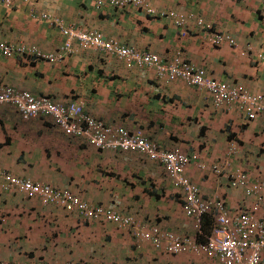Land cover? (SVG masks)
Returning <instances> with one entry per match:
<instances>
[{"label": "crops", "instance_id": "crops-1", "mask_svg": "<svg viewBox=\"0 0 264 264\" xmlns=\"http://www.w3.org/2000/svg\"><path fill=\"white\" fill-rule=\"evenodd\" d=\"M143 1L157 13L184 16L188 24L178 27L172 18L152 17L132 6L97 8L94 0H12L9 6L0 0V42L56 51L65 38L38 19L46 14L165 62L180 53L207 78L264 95V62L254 56L264 55V0ZM213 33L232 38L238 50L226 41L211 44ZM0 84L56 103L82 102L87 114L106 125L139 130L162 148L196 156L185 175L203 198H218L233 213L252 201L231 186L228 176L234 170L247 173L251 183H264V115L250 120L237 105L216 106L207 91L160 78L152 69L72 42V53L56 63L0 52ZM0 169L67 190L147 228L204 241L158 162L133 151L97 150L64 135L48 118L24 120L6 104L0 105ZM256 215L264 218V210ZM207 218L201 227L206 236L213 226ZM163 248L135 241L114 223L87 221L61 207L0 190V262L213 264L205 254L172 255Z\"/></svg>", "mask_w": 264, "mask_h": 264}, {"label": "built area", "instance_id": "built-area-1", "mask_svg": "<svg viewBox=\"0 0 264 264\" xmlns=\"http://www.w3.org/2000/svg\"><path fill=\"white\" fill-rule=\"evenodd\" d=\"M2 1L8 6L12 3V0ZM94 4L97 8L108 5L119 10L132 6L140 8L152 17L172 18L178 27L188 24L184 16L173 12L157 13L143 0H94ZM38 19L55 26L61 32L65 41L60 48L54 52H42L34 46L0 42L1 54L8 57L20 55L34 61L56 63L69 56L72 53V42H77L82 48L100 50L123 60L128 65L152 69L160 78H166L169 81L179 80L189 86L205 90L211 95L216 106L237 105L250 120L264 115V95L250 94L209 79L204 72L184 60L180 53H177L170 62H165L157 55L138 52L132 47L105 40L99 32L66 26L61 19L50 15L41 14ZM207 28H210V25H207ZM209 41L215 45H222L226 41L232 49L238 50V44L232 38L222 34H211ZM254 56L257 61L264 62L263 54L257 52ZM2 104L15 108L24 120L48 118L51 124L64 135L83 139L85 143L97 150L133 151L158 162L163 166L174 188L180 191L182 210L186 217L194 221V229L202 240L204 238V241L163 233L156 227L147 228L132 217L120 216L101 206H91L67 190H59L49 184L21 178L2 169H0V190L38 199L45 206L61 207L66 212L76 213L87 221L105 220L114 223L120 229L127 230L137 242L150 243L154 248H160L164 244L163 249L172 255L190 252L198 256L205 254L209 256L213 264H264V218L256 215L260 210H264V183H251L248 174L243 170H234L228 177L231 179V186L242 189L245 199L252 201L249 205L242 206L243 210L239 213H233L224 201L218 198H203L198 186L185 175L186 168L197 160L196 156L187 155L177 147L170 150L162 148L151 142L139 130L129 131L106 125L87 114L82 102L56 103L48 97H36L30 92L18 91L0 84V105ZM234 151L235 146L231 145L229 152ZM214 171L218 175L221 174L218 168ZM206 216H211L213 219L211 232L207 236L203 234L201 228ZM0 264L20 263L0 262Z\"/></svg>", "mask_w": 264, "mask_h": 264}, {"label": "trees", "instance_id": "trees-1", "mask_svg": "<svg viewBox=\"0 0 264 264\" xmlns=\"http://www.w3.org/2000/svg\"><path fill=\"white\" fill-rule=\"evenodd\" d=\"M205 218H207V216H206V217H204V219H205ZM208 218H209V217H208ZM208 218H207V219H208ZM210 220H211V219H210ZM209 224H210V223H209ZM202 225H203V222H202ZM202 230H203V229H202ZM203 234H204V232H203Z\"/></svg>", "mask_w": 264, "mask_h": 264}, {"label": "clouds", "instance_id": "clouds-1", "mask_svg": "<svg viewBox=\"0 0 264 264\" xmlns=\"http://www.w3.org/2000/svg\"><path fill=\"white\" fill-rule=\"evenodd\" d=\"M44 118V117H43ZM203 222V221H202Z\"/></svg>", "mask_w": 264, "mask_h": 264}]
</instances>
